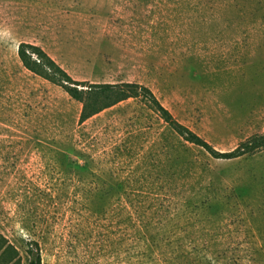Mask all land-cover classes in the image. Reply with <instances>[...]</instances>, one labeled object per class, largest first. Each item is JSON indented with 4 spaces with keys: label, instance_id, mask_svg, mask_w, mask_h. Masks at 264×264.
<instances>
[{
    "label": "rangeland",
    "instance_id": "obj_1",
    "mask_svg": "<svg viewBox=\"0 0 264 264\" xmlns=\"http://www.w3.org/2000/svg\"><path fill=\"white\" fill-rule=\"evenodd\" d=\"M147 87L219 153L264 133V0H0V235L27 264H264V150L214 159L129 99L81 104L27 71Z\"/></svg>",
    "mask_w": 264,
    "mask_h": 264
},
{
    "label": "trees",
    "instance_id": "obj_2",
    "mask_svg": "<svg viewBox=\"0 0 264 264\" xmlns=\"http://www.w3.org/2000/svg\"><path fill=\"white\" fill-rule=\"evenodd\" d=\"M17 55L22 66L33 75L60 87L72 100L81 104L78 124H83L95 115L129 99L145 102L176 135L185 142L201 148L214 159L233 160L253 156L264 150V133L254 135L231 152L219 153L202 138L180 124L164 108L147 87L133 84H89L74 81L41 48L21 43ZM27 264H41L38 245L31 243L26 248ZM0 264H22L16 248L0 235Z\"/></svg>",
    "mask_w": 264,
    "mask_h": 264
}]
</instances>
